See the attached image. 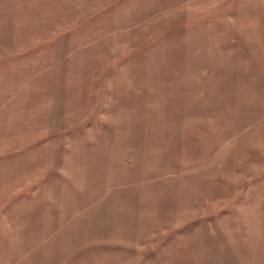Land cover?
<instances>
[{"label":"rangeland","instance_id":"rangeland-1","mask_svg":"<svg viewBox=\"0 0 264 264\" xmlns=\"http://www.w3.org/2000/svg\"><path fill=\"white\" fill-rule=\"evenodd\" d=\"M0 264H264V0H0Z\"/></svg>","mask_w":264,"mask_h":264}]
</instances>
